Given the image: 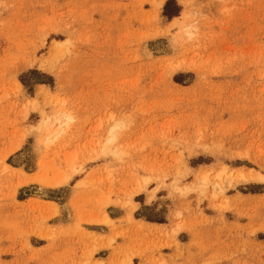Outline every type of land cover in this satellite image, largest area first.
Returning a JSON list of instances; mask_svg holds the SVG:
<instances>
[{"label": "rangeland", "instance_id": "1", "mask_svg": "<svg viewBox=\"0 0 264 264\" xmlns=\"http://www.w3.org/2000/svg\"><path fill=\"white\" fill-rule=\"evenodd\" d=\"M0 264H264V0H0Z\"/></svg>", "mask_w": 264, "mask_h": 264}, {"label": "bare ground", "instance_id": "2", "mask_svg": "<svg viewBox=\"0 0 264 264\" xmlns=\"http://www.w3.org/2000/svg\"><path fill=\"white\" fill-rule=\"evenodd\" d=\"M176 24V21L174 23H172L169 27H172L173 25ZM199 26H198V23L197 22H194L192 23L189 27L186 28V33H188L189 36H192L194 35L196 29H198ZM65 43V42H64ZM64 43H61V42H57L55 48L57 49L60 45L64 44ZM154 45V46H153ZM150 44V43H146L144 45V52L145 54L148 56V57H152L156 51V48L158 46V43L156 44ZM68 119H71V116H67ZM64 131V127H61L60 129H56L54 130L51 134L53 135L54 138L58 137V135L60 133H62ZM107 218V217H106Z\"/></svg>", "mask_w": 264, "mask_h": 264}]
</instances>
